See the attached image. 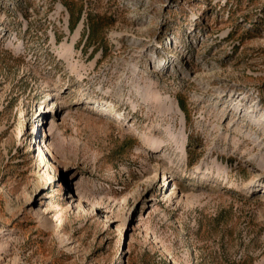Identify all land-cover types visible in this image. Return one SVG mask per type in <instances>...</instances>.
Listing matches in <instances>:
<instances>
[{
	"label": "rangeland",
	"instance_id": "rangeland-1",
	"mask_svg": "<svg viewBox=\"0 0 264 264\" xmlns=\"http://www.w3.org/2000/svg\"><path fill=\"white\" fill-rule=\"evenodd\" d=\"M0 264H264V0H0Z\"/></svg>",
	"mask_w": 264,
	"mask_h": 264
},
{
	"label": "bare ground",
	"instance_id": "bare-ground-1",
	"mask_svg": "<svg viewBox=\"0 0 264 264\" xmlns=\"http://www.w3.org/2000/svg\"><path fill=\"white\" fill-rule=\"evenodd\" d=\"M53 104H54L55 106H57L56 103H55V101L53 102ZM92 111H93V110H92ZM95 113H98V112H95ZM53 122H54V121L52 120V118H50V121H49L48 124H49V125H52ZM44 130H45V129H44ZM45 135L48 136V134L44 132V136H45ZM154 143H156V142H155L154 140H152L151 138L146 139V141L144 142L145 145H152L153 147L155 146ZM164 193H166V192H164ZM169 196H170V194H169ZM165 197H167V196H165ZM163 198H164V196L162 197V199H163Z\"/></svg>",
	"mask_w": 264,
	"mask_h": 264
},
{
	"label": "trees",
	"instance_id": "trees-1",
	"mask_svg": "<svg viewBox=\"0 0 264 264\" xmlns=\"http://www.w3.org/2000/svg\"><path fill=\"white\" fill-rule=\"evenodd\" d=\"M78 18V17H77ZM74 23L70 24L69 27L72 29L74 27Z\"/></svg>",
	"mask_w": 264,
	"mask_h": 264
}]
</instances>
